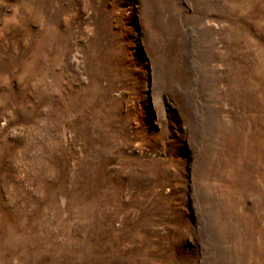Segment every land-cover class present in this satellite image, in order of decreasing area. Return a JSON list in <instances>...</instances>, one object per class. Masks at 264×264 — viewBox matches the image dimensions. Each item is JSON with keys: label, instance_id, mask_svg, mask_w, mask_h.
<instances>
[{"label": "rangeland", "instance_id": "1", "mask_svg": "<svg viewBox=\"0 0 264 264\" xmlns=\"http://www.w3.org/2000/svg\"><path fill=\"white\" fill-rule=\"evenodd\" d=\"M0 264H264V0H0Z\"/></svg>", "mask_w": 264, "mask_h": 264}]
</instances>
